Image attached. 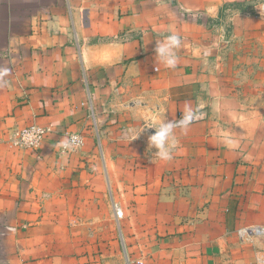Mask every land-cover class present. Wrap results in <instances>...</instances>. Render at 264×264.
<instances>
[{
	"label": "crops",
	"instance_id": "crops-1",
	"mask_svg": "<svg viewBox=\"0 0 264 264\" xmlns=\"http://www.w3.org/2000/svg\"><path fill=\"white\" fill-rule=\"evenodd\" d=\"M261 5L0 0V264H123L94 256L114 251L95 244L99 207L131 263L256 264L264 237L237 231L264 225ZM170 34L175 68L155 59ZM188 109L169 161L152 157L155 129L126 135ZM31 125L52 132L12 147ZM71 134L85 144L65 151Z\"/></svg>",
	"mask_w": 264,
	"mask_h": 264
},
{
	"label": "clouds",
	"instance_id": "clouds-1",
	"mask_svg": "<svg viewBox=\"0 0 264 264\" xmlns=\"http://www.w3.org/2000/svg\"><path fill=\"white\" fill-rule=\"evenodd\" d=\"M261 10H264V5H261ZM181 46L180 37L176 34H170L163 40L156 42L155 59L162 63L167 68H175L178 63L177 49ZM207 54V53H206ZM192 120L191 109L186 110L182 119L177 121H168L166 119L160 120L159 123L150 124L148 127L140 131L134 132L129 129L126 135L133 136L136 140L145 129H155V132L148 137V144L151 145L155 151L152 157L160 161H169L173 158V150L178 143L175 135L177 128L186 132L188 125ZM81 138L72 136L71 139H64L60 142L61 147L70 149L78 146Z\"/></svg>",
	"mask_w": 264,
	"mask_h": 264
},
{
	"label": "built area",
	"instance_id": "built-area-1",
	"mask_svg": "<svg viewBox=\"0 0 264 264\" xmlns=\"http://www.w3.org/2000/svg\"><path fill=\"white\" fill-rule=\"evenodd\" d=\"M199 118L198 115H192L190 123L195 122ZM182 119V118H181ZM52 132L51 128L42 127L38 125H31L15 131L11 137V145L18 150H34L41 146L44 139ZM78 136L81 138V142H78V146H74L71 149H80L85 144V137L81 134H71L72 136ZM63 150H68L63 148ZM116 218L121 220L124 217V212L117 205L114 206ZM238 238L240 241H251L254 238L264 237V225H257L251 227H244L237 231ZM129 264H141L129 263ZM256 264H264V252L259 253L256 256Z\"/></svg>",
	"mask_w": 264,
	"mask_h": 264
},
{
	"label": "rangeland",
	"instance_id": "rangeland-1",
	"mask_svg": "<svg viewBox=\"0 0 264 264\" xmlns=\"http://www.w3.org/2000/svg\"><path fill=\"white\" fill-rule=\"evenodd\" d=\"M110 198V195H108ZM98 218V226L96 228L97 232V240L95 242L96 245H98V250L102 248V245L108 244L107 249L111 247V250L114 249V251L111 253V251L104 250V253L98 252L94 254L95 257H98V259H105V260H111L113 262H121L123 264H129L131 255L128 254L127 249L123 241L121 242V227L120 225L114 220H110V217H106L103 213V210H100V207L98 209L97 213ZM108 230L111 233V237L104 239V234ZM108 234V233H107ZM115 243L112 245V242ZM110 250V249H109ZM97 259V258H96ZM102 261V260H97Z\"/></svg>",
	"mask_w": 264,
	"mask_h": 264
},
{
	"label": "water",
	"instance_id": "water-1",
	"mask_svg": "<svg viewBox=\"0 0 264 264\" xmlns=\"http://www.w3.org/2000/svg\"><path fill=\"white\" fill-rule=\"evenodd\" d=\"M154 132H155V130H151V132H150V133H151V134H153Z\"/></svg>",
	"mask_w": 264,
	"mask_h": 264
}]
</instances>
